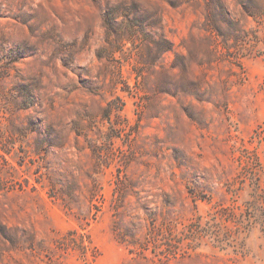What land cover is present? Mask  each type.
<instances>
[{"label": "rangeland", "instance_id": "obj_1", "mask_svg": "<svg viewBox=\"0 0 264 264\" xmlns=\"http://www.w3.org/2000/svg\"><path fill=\"white\" fill-rule=\"evenodd\" d=\"M111 4L0 0V264H264V0Z\"/></svg>", "mask_w": 264, "mask_h": 264}, {"label": "trees", "instance_id": "obj_2", "mask_svg": "<svg viewBox=\"0 0 264 264\" xmlns=\"http://www.w3.org/2000/svg\"><path fill=\"white\" fill-rule=\"evenodd\" d=\"M130 27H131V30L134 31V30H136V27H137V26H135L134 23L131 22V23H130ZM163 42H164V44H166L167 46L169 45V42H168L167 40L164 39ZM162 47H163V46H162ZM169 50H171V48L167 47V48H166V51H169Z\"/></svg>", "mask_w": 264, "mask_h": 264}, {"label": "clouds", "instance_id": "obj_3", "mask_svg": "<svg viewBox=\"0 0 264 264\" xmlns=\"http://www.w3.org/2000/svg\"><path fill=\"white\" fill-rule=\"evenodd\" d=\"M109 3L111 4V0H109ZM112 5V4H111Z\"/></svg>", "mask_w": 264, "mask_h": 264}]
</instances>
